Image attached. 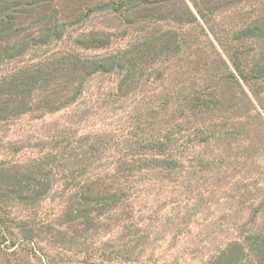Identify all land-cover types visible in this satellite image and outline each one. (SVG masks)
<instances>
[{"label": "rangeland", "instance_id": "374dc122", "mask_svg": "<svg viewBox=\"0 0 264 264\" xmlns=\"http://www.w3.org/2000/svg\"><path fill=\"white\" fill-rule=\"evenodd\" d=\"M57 1L73 21L78 11L85 13L110 2ZM186 1L198 17L197 23L178 25L168 20L157 27L178 31L188 44L181 54L151 64L126 96L119 91L118 74H97L87 80L83 94L71 106L0 123V164L27 163L52 154L57 183L51 194L32 208L7 201L5 186L0 184V264H264L244 242L264 232V124L255 118L252 129L239 128L225 141L218 138L210 146L191 145V137L176 128L173 140L176 155L186 160L183 167L150 170L139 174L135 182L123 180L127 190L113 193L125 201L90 223L91 230L79 226L82 221L67 222L70 218L65 212L72 192L64 183L76 186L88 173L95 174L114 163L116 157L146 153V146L140 147L131 135L140 121L141 138L159 135L170 117L178 119V114L167 115L174 98L197 88L200 76L235 74L234 62L245 64L246 57L258 59L263 53L264 38L249 39L243 31L256 21L264 23V0ZM169 3L179 7L182 0ZM80 19L82 22L70 28L63 41L31 51L19 62L0 69V75L23 62L38 63L68 50L86 57L106 55L125 48L135 33L127 26L132 18L126 16L104 12L88 18L81 15ZM109 25L118 34L111 48L74 46L79 33ZM231 84H221L228 90L226 95ZM259 101L264 115V93ZM242 112L229 115L240 116ZM145 121L148 127H144ZM106 141L110 143V150L104 151L108 159L93 158L87 173L85 152L91 146L93 154L91 150L89 156L99 157ZM204 158L207 161H201ZM148 165L154 167L155 163ZM114 194L105 197L115 200ZM63 233H68L67 237ZM236 243L247 250L241 252ZM228 247H236L233 255L239 256L232 259L231 254H224Z\"/></svg>", "mask_w": 264, "mask_h": 264}, {"label": "trees", "instance_id": "16d2710c", "mask_svg": "<svg viewBox=\"0 0 264 264\" xmlns=\"http://www.w3.org/2000/svg\"><path fill=\"white\" fill-rule=\"evenodd\" d=\"M108 1V4L96 5L85 13L78 11L76 21H73L65 15L57 0H0V69L19 62L35 49L63 41L69 29L82 22L81 15L88 18L95 13L107 12L120 18L126 16L132 18L127 26L135 32L125 48L106 55L86 57L77 51L68 50L45 57L38 63L23 62L14 69H4L0 75V123H9L29 113H55L71 106L83 94L87 80L97 74H118L119 91L124 93L123 97L126 96L131 86L137 84V78L146 74L151 64L158 61L164 63L166 58L181 54L188 44L178 31L162 27L158 29L157 26L168 20L178 25L198 22V17L186 0H182L179 7L169 3V0ZM197 13L205 16L201 9H197ZM113 28L109 25L106 29L83 31L75 37L74 46L86 50H107L118 37ZM243 33L249 39H262L264 23L256 21ZM259 56L258 59L246 57L245 64L234 62L235 74L230 72L211 76L206 73L200 76L201 82L197 88L185 90L179 98H174L172 107L167 109V115L178 114V119L176 116L170 117L159 135L153 136L152 133L147 137L149 139L141 138L138 134L143 128L140 127V121L131 135L137 138L136 144L140 147L146 146L148 153L137 152L116 157L114 163L110 162L102 171L92 174L88 173L92 161L100 158L106 161L108 158L105 155L110 150V143H103L100 147L103 152L99 157L92 155L93 148L90 146L85 152L84 162L88 175L84 182L76 186L64 183V187H69L72 192L65 212L66 217L70 218L67 222L79 220L82 221L79 226L86 231L91 230L93 228L90 223L125 201L121 196V199L116 198L114 194L119 195L127 190L126 185H122L123 180L129 183L133 179L135 182L139 174L150 170L183 167L186 160L176 155L177 145L173 140L177 134L176 128L191 137V145L210 146L218 138L225 141L230 133L239 128L252 129L253 118L264 124V115L260 112L263 107L259 101L264 93V51ZM213 80L221 82L212 85L210 82ZM222 83L234 85L231 84L229 95H226L228 90H224ZM240 110H243L240 116L229 115ZM183 126L187 127L184 129ZM144 127H148L147 121ZM143 131L148 135L146 128ZM201 161H207V158ZM55 162V155L46 154L27 163L0 164V184L5 186V199L17 202L24 208L40 204L57 184L53 165ZM150 162L155 163L154 167L148 165ZM161 163H164V167ZM106 194H114L115 200H109ZM63 234L66 237L68 235ZM244 242L260 261L264 260V232L247 237ZM236 245L241 252L247 250L241 243ZM235 248L228 247L224 254H231L232 259L238 257L233 255Z\"/></svg>", "mask_w": 264, "mask_h": 264}]
</instances>
